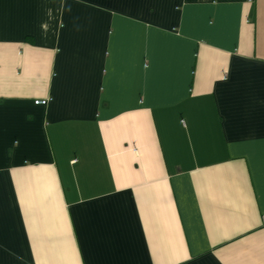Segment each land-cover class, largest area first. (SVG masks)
Here are the masks:
<instances>
[{
  "label": "crops",
  "instance_id": "0c3cea01",
  "mask_svg": "<svg viewBox=\"0 0 264 264\" xmlns=\"http://www.w3.org/2000/svg\"><path fill=\"white\" fill-rule=\"evenodd\" d=\"M0 264H264V0H0Z\"/></svg>",
  "mask_w": 264,
  "mask_h": 264
}]
</instances>
